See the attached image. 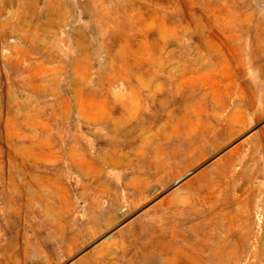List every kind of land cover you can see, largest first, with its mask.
Returning <instances> with one entry per match:
<instances>
[{
    "label": "rangeland",
    "instance_id": "1",
    "mask_svg": "<svg viewBox=\"0 0 264 264\" xmlns=\"http://www.w3.org/2000/svg\"><path fill=\"white\" fill-rule=\"evenodd\" d=\"M263 46L264 0H0V264H264Z\"/></svg>",
    "mask_w": 264,
    "mask_h": 264
},
{
    "label": "bare ground",
    "instance_id": "2",
    "mask_svg": "<svg viewBox=\"0 0 264 264\" xmlns=\"http://www.w3.org/2000/svg\"><path fill=\"white\" fill-rule=\"evenodd\" d=\"M262 35H263V34H262ZM253 38H254V37H253ZM263 47H264V46H263ZM227 49H228V48H227ZM233 49H234V48H233ZM223 50H224V49H223ZM225 52H226V51H225ZM228 52H229V50H228ZM246 54H247V53H246ZM246 54H245V55H246ZM212 55H213V54H212ZM223 55H224V54H223ZM230 55H231V54H230ZM230 55H229V56H230ZM232 55H233V54H232ZM214 56H215V55H214ZM224 56H225V55H224ZM246 57H247V56H246ZM221 58H222V57H221ZM223 58H224V57H223ZM256 58H257V57H256ZM256 58H254V59H255L254 61L257 60ZM224 59H225V58H224ZM244 59H245V57H244ZM229 60H230V59H229ZM234 60H235V59H234ZM246 61H247V60H246ZM242 63H243V62H242ZM258 63H259V62H258ZM244 64H245V62H244ZM245 65H246V64H245ZM218 66H219V65H218ZM249 66H250V65H249ZM221 68H222V67H221ZM220 71H221V70H220ZM222 80H224V79H222ZM236 82H237V81H236ZM212 85H213V84H212ZM244 86H245V85H244ZM223 94H224V93H223ZM181 95H182V94H181ZM217 97H218V96H217ZM227 100H228V98H227ZM243 100H244V99H243ZM248 101H249V100H248ZM219 102H220V101H219ZM229 102H230V101H229ZM250 102H251V101H250ZM221 103H222V102H221ZM258 105H259V104H258ZM262 105H263V104H262ZM262 105H261V106H262ZM224 106H225V105H224ZM251 106H252V105H250V107H251ZM211 107H212V106H211ZM211 107H210V108H211ZM251 108H252V107H251ZM261 108H262V107H261ZM249 109H250V108H249ZM257 110H258V109H257ZM258 111H259V110H258ZM259 112H260V111H259ZM244 113H245V112H244ZM254 116H255V115H254ZM256 118H258L257 115H256ZM250 119H252V118L250 117ZM249 121H250V120H249ZM247 126H248V125H247ZM241 130H242V129H241ZM154 131H155V130H154ZM242 131H243V130H242ZM242 131H241V132H242ZM110 133H111V132H110ZM110 133H109V134H110ZM237 134H239V133H237ZM128 135H129V134H128ZM149 136H151V134H150ZM157 136H158V135H157ZM166 137H167V136H166ZM168 137H169V136H168ZM160 139H162V138H160ZM166 139H167V138H166ZM172 139H174V138H172ZM121 140H122V139H121ZM122 141H123V140H122ZM166 141H167V140H166ZM169 141H171V140L169 139ZM250 141H251V140H250ZM127 142H128V141H127ZM148 142H149V140H148ZM171 142H172V141H171ZM163 143H164V142H163ZM172 143H173V142H172ZM144 145H145V144H144ZM147 145H148V144H147ZM166 146H167V145H166ZM169 146H170V145H169ZM241 146H242V145H241ZM243 146H244V145H243ZM93 147H94V146H93ZM143 147H144V146H143ZM95 148H96V147H95ZM162 148H163V147H162ZM169 148H170V147H169ZM240 148H241V147H240ZM115 149H116V148H115ZM153 149H154V148H153ZM158 149H159V148H158ZM167 149H168V148H167ZM175 149H176V148H175ZM177 150H178V149H177ZM246 150H247V149H246ZM110 151H111V150H110ZM163 151H164V150H163ZM172 151H173V150H172ZM94 152H95V151H94ZM144 152H145V151H144ZM148 152H149V151H148ZM148 152H147V153H148ZM167 152H168V151H167ZM90 153H91V151H90ZM90 153H89V154H90ZM102 153H103V152H102ZM110 153H111V152H110ZM232 153H234V152H232ZM163 154H164V152H163ZM258 154H259V153H258ZM102 155H103V154H102ZM87 156H88V155H87ZM159 156H160V155H159ZM159 156H158V158H159ZM171 156H172V155H171ZM252 156H253V155H252ZM254 156H255V155H254ZM96 157H97V156H96ZM245 157H246V156H245ZM92 158H93V157H92ZM113 159H114V158H113ZM170 159H171V158H170ZM127 160H128V159H127ZM243 160H244V159H243ZM112 161H113V160H112ZM169 161H170V160H168V162H169ZM168 162H167V163H168ZM126 163H127V161H126ZM151 163H152V162H151ZM219 163H220V162H219ZM110 164H111V163H110ZM158 165H159V164H158ZM163 166H165V165H163ZM163 166H162V167H163ZM169 166H170V165H169ZM136 168H137V167H136ZM159 168H160V167H159ZM134 169H135V168H134ZM150 169H151V168H150ZM163 169H165V168H163ZM110 170H111V169H110ZM143 170H144V169H143ZM145 170H146V169H145ZM145 170H144V171H145ZM114 171H115V170H114ZM114 171H113V172H114ZM122 171H123V170H122ZM122 171H121V172H122ZM144 171H141L140 173L143 175L142 172H144ZM148 171H149V170H148ZM160 171H161V169H160ZM105 172H106V171H105ZM127 172H128V171H127ZM157 172H158V171H157ZM158 173H159V172H158ZM162 173H163V172H162ZM162 173H161V174H162ZM164 173H165V172H164ZM144 174H145V173H144ZM148 174H149V173H148ZM168 174H169V173H168ZM233 174H234V173H233ZM69 175H70V174H69ZM116 175H117V174H116ZM132 175H133V174H132ZM94 176H95V175H94ZM112 176H113V175H112ZM114 176H115V175H114ZM122 176H123V175H122ZM149 176H150V175H149ZM238 176H239V175H238ZM138 179H139V178H138ZM150 179H151V178H150ZM153 179H154V178H153ZM73 180H74V179H73ZM108 180H109V179H108ZM58 181H59V180H58ZM154 181H155V180H154ZM102 182H103V180H102ZM121 182H122V181H121ZM64 183H65V182H64ZM76 183L78 184V182H76ZM103 183H104V182H103ZM110 183H111V182H110ZM148 183H149V182H148ZM83 184H84V183H83ZM151 184H153V183H151ZM84 185H85V184H84ZM112 185H113V184H112ZM112 185H111V186H112ZM149 185H150V184H149ZM68 186H69V185H68ZM72 186H73V185H72ZM76 186H77V185H76ZM92 186H93V185H92ZM146 188H148L147 185H146ZM89 189H91V188H89ZM111 189H113V188H111ZM120 189H121V188H120ZM143 189H144V188H143ZM84 190H85V189H84ZM92 190H94V189H92ZM95 190H96V189H95ZM141 191H143V190H141ZM186 192H187V191H186ZM105 193H106V192H105ZM184 193H185V192H184ZM187 193H188V192H187ZM187 193H186V194H187ZM89 194H90V193H89ZM82 195H84V194H82ZM82 195H80V196H82ZM123 195H124V194H123ZM140 195H141V194H140ZM85 196H86V194H85ZM87 196H88V195H87ZM90 196H91V195H90ZM92 196H93V195H92ZM96 196H97V195H96ZM109 196H110V195H109ZM113 196H114V195H113ZM127 196H128V195H127ZM82 197H83V196H82ZM123 197H124V196H123ZM184 197H185V196H184ZM84 198H85V197H84ZM107 198H108V196H107ZM121 198H122V197H121ZM86 199H87V198H86ZM88 199H89V198H88ZM90 199H91V198H90ZM175 199H177V198H175ZM91 200H92V199H91ZM123 200H124V199H123ZM123 200H122V201H123ZM131 200H132V198H131ZM145 200H146V199H145ZM183 201H184V199H183ZM80 202H82V201H80ZM86 202H87V201H86ZM97 202H98V201H97ZM99 202H100V201H99ZM131 202H132V201H131ZM138 203H139V202H138ZM191 203H192V201H191ZM193 203H194V202H193ZM193 203H192V204H193ZM96 204H98V203H96ZM102 204H103V201H102ZM126 204H127V203H126ZM181 204H182V203H181ZM196 204H197V203H196ZM110 205H111V204H110ZM131 205H132V204H131ZM49 206H50V205H48V207H49ZM78 206H79V205H78ZM94 206H95V205H94ZM96 206H97V205H96ZM112 206H113V205H112ZM137 206H138V205H137ZM189 206H190V205H189ZM198 206H199V205H198ZM52 207H53V206H52ZM105 207H106V206H105ZM107 207H108V206H107ZM107 207H106V208H107ZM183 207H184V206H183ZM50 208H51V207H50ZM55 208H56V207H55ZM58 208H59V207H58ZM64 208H65V207H64ZM106 208H105V209H106ZM109 208H110V206H109ZM109 208H108L107 210H109ZM198 208H199V207H198ZM112 209H114V208H112ZM112 209H111V210H112ZM177 209H178V208H177ZM64 210H65V209H64ZM101 210H102V208H101ZM126 210H127V209H126ZM131 210L133 211V209H131ZM151 210H152V209H151ZM181 210H182V209H181ZM47 211H48V210H47ZM95 211H97V209H96ZM104 211H105V210H104ZM104 211H103V213H104ZM148 211H149V210H148ZM168 211H169V210H168ZM175 211H176V210H175ZM175 211H174V213H175ZM152 212H153V211H152ZM171 212H172V211H171ZM181 212H182V211H181ZM181 212H180V213H181ZM90 213H92V212H90ZM90 213H89V214H90ZM95 213H96V212H95ZM149 213H150V212H149ZM155 213H156V211H155ZM169 213H170V211H169ZM180 213H179V214H180ZM93 214H94V213H93ZM99 214H100V213H99ZM101 214H102V213H101ZM104 214H106V213H104ZM179 214H178V215H179ZM182 214H183V213H182ZM111 215H112V214H111ZM149 215H150V214H149ZM152 215H153V213H152ZM99 216H100V215H99ZM99 216H98V217H99ZM146 216H147V215H146ZM180 216H181V215H180ZM84 217H86V216H84ZM88 217H89V216H88ZM147 217H150V216H147ZM104 218H105V217H104ZM142 218H143V216H142ZM165 218H166V217H165ZM167 218H168V217H167ZM183 218H184V217H183ZM90 219H91V218H90ZM107 219H109V218H107ZM156 219H158V218H156ZM159 219H160V218H159ZM161 219H162V218H161ZM170 219H171V218H170ZM172 219H173V218H172ZM164 220H165V219H164ZM95 221H96V220H95ZM135 221H136V220H135ZM140 221H141V220H140ZM159 221H160V220H159ZM161 221H162V220H161ZM91 222H92V221H91ZM104 222H105V221H104ZM108 222H109V221H108ZM138 222H139V221H138ZM171 222H172V221H171ZM141 223H143V222H141ZM172 223H173V222H172ZM91 224H92V223H91ZM91 224H90V226H91ZM94 224H95V223H94ZM101 224H102V223H101ZM131 224H133V223H131ZM137 224H138V223H137ZM137 224H136V225H137ZM169 224H170V223H169ZM35 225H36V224H35ZM66 225H68V224H66ZM105 225H106V224H105ZM162 225H164V224L162 223ZM87 226H88V225H87ZM87 226H86V227H87ZM92 226H93V228H94V225H92ZM96 226H97V225H96ZM145 227H146V226H145ZM25 228H26V227H25ZM106 228H107V227H106ZM162 228H163V227H162ZM173 228H174V227H173ZM3 229H4V228H3ZM32 229H34V228H32ZM87 229H88V228H87ZM96 229H97V228H96ZM98 229H99V228H98ZM100 229H101V228H100ZM130 229H131V227H130ZM135 229H136V228H135ZM55 230H56V229H55ZM124 230L126 231V229H124ZM147 230H148V229H147ZM4 231H5V230H4ZM66 231H67V230H66ZM66 231H65V232H66ZM94 231H95V230H94ZM125 231H124V232H125ZM150 231H151V230H150ZM34 232H35V231H34ZM38 232H39V231H38ZM88 232H89V231H88ZM31 233H32V232H31ZM82 233H83V232H82ZM164 233H165V232H164ZM32 234H33V233H32ZM75 234H76V233H75ZM75 234H74V235H75ZM95 234H96V233H95ZM123 234H124V233H123ZM146 234H147V233H146ZM35 235H37V234H35ZM172 235H174V234H172ZM40 236H41V235H40ZM91 236H92V235H91ZM23 237H24V236H23ZM36 237H37V236H36ZM76 237H77V236H76ZM78 237H79V236H78ZM41 238H42V237H41ZM87 238H88V237H87ZM36 239H37V238H36ZM77 239H78V238H77ZM5 240H6V239H5ZM32 240H33V239H32ZM41 240H42V239H41ZM43 240H44V239H43ZM150 242H151V241H150ZM41 243H42V242H41ZM87 243H88V242H87ZM131 243H132V242H131ZM31 244H33V243H31ZM71 244H72V243H71ZM104 244H105V243H104ZM28 245H29V246H32V245H30V244H28ZM84 245H85V243H84ZM107 245H108V244H107ZM109 245H110V244H109ZM36 248H37V247H36ZM68 249H69V248H68ZM110 249H111V248H110ZM124 249H125V248H124ZM107 250H108V248H107ZM72 251H73V250H72ZM94 251H95V250H94ZM97 252H98V250H97ZM69 253H71V251L68 252V254H69ZM73 253H74V252H73ZM88 255H89V254H88ZM126 255H127V253H126ZM1 256H2V254H1ZM69 256H70V255H69ZM92 256H93V254H92ZM138 256H139V255H138ZM146 256H147V255H146ZM115 257L117 258L118 256H115ZM93 258H95V257H93ZM144 258H145V256H144ZM120 259H121V258H120ZM149 260H150V259H149ZM56 261H57V260H56ZM84 261H85V260H84ZM100 261H101V260H100ZM78 262H80V261H78ZM89 262H90V261H89ZM93 262H94V261H93ZM133 262H134V261H133ZM15 263H16V262H15ZM55 263H56V262H55ZM57 263H58V262H57ZM94 263H95V262H94ZM76 264H77V263H76ZM79 264H80V263H79ZM103 264H104V263H103ZM156 264H157V263H156Z\"/></svg>",
    "mask_w": 264,
    "mask_h": 264
},
{
    "label": "water",
    "instance_id": "3",
    "mask_svg": "<svg viewBox=\"0 0 264 264\" xmlns=\"http://www.w3.org/2000/svg\"><path fill=\"white\" fill-rule=\"evenodd\" d=\"M180 181L177 182V184L179 183Z\"/></svg>",
    "mask_w": 264,
    "mask_h": 264
}]
</instances>
